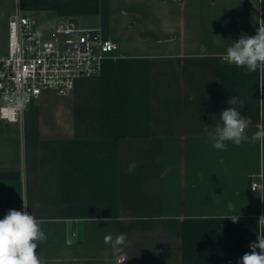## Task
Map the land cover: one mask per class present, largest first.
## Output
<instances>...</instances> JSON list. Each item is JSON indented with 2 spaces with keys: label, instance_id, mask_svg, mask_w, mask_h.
<instances>
[{
  "label": "crops",
  "instance_id": "1",
  "mask_svg": "<svg viewBox=\"0 0 264 264\" xmlns=\"http://www.w3.org/2000/svg\"><path fill=\"white\" fill-rule=\"evenodd\" d=\"M18 10L45 31L98 29L117 49L69 94L45 90L19 121L0 118V219L26 202L44 264H238L262 230L264 142L250 138L264 82L220 57L256 34L264 0H0V53ZM228 107L250 118L249 139L220 151L207 133ZM121 233L117 256L104 236Z\"/></svg>",
  "mask_w": 264,
  "mask_h": 264
},
{
  "label": "built area",
  "instance_id": "2",
  "mask_svg": "<svg viewBox=\"0 0 264 264\" xmlns=\"http://www.w3.org/2000/svg\"><path fill=\"white\" fill-rule=\"evenodd\" d=\"M8 49L0 53V118L17 122L23 112L6 110L5 95H24L29 103L43 91L53 90L67 95L78 78L97 75L106 54L117 49V44L104 38L100 30L60 23L46 31L32 16L15 12L9 20ZM40 33V35H37ZM28 103V104H29ZM260 181H250V189H261ZM18 208L11 207L9 210Z\"/></svg>",
  "mask_w": 264,
  "mask_h": 264
},
{
  "label": "clouds",
  "instance_id": "3",
  "mask_svg": "<svg viewBox=\"0 0 264 264\" xmlns=\"http://www.w3.org/2000/svg\"><path fill=\"white\" fill-rule=\"evenodd\" d=\"M40 35V33H37ZM221 60L227 64L235 65L237 68H246L248 72L255 73L259 70L261 80L264 82V23H261L255 35H242L237 42H234L226 49ZM6 110L16 114L27 110L29 97L27 94L5 95ZM241 103L238 96L230 97L229 105ZM220 123L214 129L209 130L207 135L212 146L220 151L227 148L228 141L239 146L249 139L245 134V129L251 123L250 118L242 116L236 107H228L220 113ZM251 141L264 142V127L258 129L250 138ZM136 163L132 162L128 166L129 172L136 168ZM24 201V199H23ZM24 210L15 209L0 219V264H44L37 254L38 242L44 243L47 236L42 231V220L36 219L29 211L24 201ZM230 212L235 213L231 202L227 204ZM96 219V217H94ZM109 219V218H104ZM223 219H231L236 223L239 215H225ZM258 225L262 229L257 232V241L249 244L250 251L245 252L238 260V264H264V216L258 220ZM104 243L110 244L113 254L119 256L123 252L122 246H127L130 241L127 235L121 233L115 238L111 234L104 236ZM259 249V251H257Z\"/></svg>",
  "mask_w": 264,
  "mask_h": 264
},
{
  "label": "rangeland",
  "instance_id": "4",
  "mask_svg": "<svg viewBox=\"0 0 264 264\" xmlns=\"http://www.w3.org/2000/svg\"><path fill=\"white\" fill-rule=\"evenodd\" d=\"M81 23L80 22H77V25H80ZM42 27H44V28H46V26H44V25H42ZM48 33L45 31L44 32V37L46 38V37H48Z\"/></svg>",
  "mask_w": 264,
  "mask_h": 264
}]
</instances>
